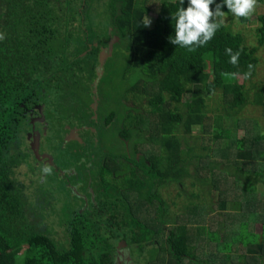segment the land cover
Masks as SVG:
<instances>
[{"label": "trees", "instance_id": "obj_1", "mask_svg": "<svg viewBox=\"0 0 264 264\" xmlns=\"http://www.w3.org/2000/svg\"><path fill=\"white\" fill-rule=\"evenodd\" d=\"M180 6L176 0H0V264H117L114 252L123 244L130 256L145 250L134 264H156L163 242L168 261L161 264H204L216 255L195 254L204 240L225 254V263L233 254L238 264H251L260 250L263 264L264 232H256L255 222L248 229L259 237L249 240L242 225L249 211L256 214L244 204L264 182V160H257L264 157V133L257 118L241 120L239 112L248 103L264 109V81L252 83L251 99L245 84L264 46V13L256 17V44L224 22L206 45L188 51L169 41ZM145 15H152V26L141 24ZM108 39L113 51L95 89ZM227 48L240 51L238 65L229 63ZM111 61L119 71L112 100L118 108L100 86L112 78ZM217 91V113L205 124ZM230 116L243 133L225 124ZM116 125L120 148L106 149L103 138ZM193 127L202 131L201 141L185 135ZM81 157L90 164H79ZM186 179L198 189L184 196ZM76 181L93 195L86 204L71 188ZM223 184L244 197L235 202L243 220L228 235L223 217L213 230L189 229L208 214L204 209L212 211L203 190ZM228 202L220 200L219 208ZM169 204L181 214L172 217Z\"/></svg>", "mask_w": 264, "mask_h": 264}, {"label": "rangeland", "instance_id": "obj_2", "mask_svg": "<svg viewBox=\"0 0 264 264\" xmlns=\"http://www.w3.org/2000/svg\"><path fill=\"white\" fill-rule=\"evenodd\" d=\"M171 1H175V0H171ZM176 1H180V0H176ZM261 13H264V3L258 1L255 12L249 17V21L247 23L241 22L239 20V18L234 17L232 14L226 15V17L224 18V22L229 23L233 30L239 31L240 33H242L244 38H245L246 44H248V45L256 44V31H255V27L257 25L256 17L258 14H261ZM151 16L152 15L149 16L151 18V21H152L150 26H152V24H153V19ZM100 19H103L105 21L108 20L106 14H104V13L100 16ZM257 56H258L259 61L257 64L256 73L251 78V80L245 81L246 86L247 87L249 86L248 87L249 99L252 98V93H253V88H251V86H253L252 83L258 85L264 81V46H261L258 48ZM122 64H123V60H120L117 63V66H120ZM108 66H109L112 78H108L107 76H105L104 82H102L100 86H101L102 90L105 89L106 91H108L107 95L111 99L112 106L115 108L117 105L114 104L112 100H115V88H116V85L118 86V81L120 79L118 76L119 71L115 70L114 64L112 61L108 63ZM208 69H209V67H207L206 70L208 71ZM238 80L242 81L241 76L238 77ZM113 81H115V82L113 83ZM219 93L220 92L217 91L216 96H215L217 101H212V99L209 100L208 107L210 109H214L217 106ZM130 100L129 101L131 102V104H134L132 99H130ZM117 108H118V106H117ZM142 110L143 111H141V112L146 113L145 107ZM217 110L218 109L216 107L215 110L210 111L209 117L207 118V116H206V118L204 120L205 124H207L213 120V116L217 113ZM239 117L241 120L245 117L257 118L260 122L261 127H262V132L264 133V109L260 105H253L251 103H248L245 106V108L239 112ZM238 123H239L238 119L235 116H230V117L225 118V124L226 125L235 127L237 133L239 131H242V133H243V125L242 124L238 125ZM60 125L61 124L57 122V127H60ZM64 132H67V130ZM115 132L118 134L117 125L113 126L112 129H110L109 134H107L103 138L104 147L106 149H110L111 147L120 148L122 139H119L118 135L115 138H113ZM201 132L196 127H193L192 131L188 134L186 133L185 135L187 136L188 139H190L191 142H193L194 138L196 136L198 137L199 140L202 139ZM68 133L69 132H67L65 134V136L68 135ZM54 136H55V134H54ZM203 136L204 137L205 136H212V132H207ZM224 140H226V138ZM210 142L213 145L215 141H210ZM44 144H49V142L46 141V142H44ZM184 146L185 145H183L182 147H184ZM257 160H258V162H260L261 160H264V157H261L260 159H257ZM218 162H220V161H217V168L223 167V165L221 163H218ZM212 168L214 170L216 169L214 162L212 164ZM263 185H264V182L259 181L256 185L255 199L254 198H248L247 204H244L245 206L251 207L250 208L251 210L255 209V211H256V214L254 212L249 211L248 216H246L247 219L245 221H243V225H242V227H243L242 234H244L245 236L248 235L249 240H257L259 237V234L261 235L262 232H264V199L262 196V193H264V186ZM167 187H168L169 191L170 190L173 191L171 193V195H173L177 191L175 186L169 185ZM191 189H198V187L196 188L195 186H192L190 183V180L186 179V181L184 182V187H183L184 192H182V194L184 196H186L189 193L188 191ZM217 189H220V190H217ZM214 190H216V191H214ZM163 191H164V189L160 188V192L162 193L163 196H165V193ZM203 191H205V197L207 198V200H211L209 207H211L210 209L212 211H209L208 208L204 209V210H206V212L208 214L206 216H204L202 213H200V215H198L199 218H197V220H199V221H193L192 223H189L188 228L191 229V228H196L199 225H206V226H210V228L213 230L216 227V223H217L216 219L218 221V218L223 217V218L227 219V222H225L223 225L227 229L226 235H228L229 233L232 234L233 228H236L238 223H240L243 220V216L239 215V213H242V211L236 209L235 202L237 200H242L243 202H245L244 197H242V195H240L236 189L230 188V186H227L226 184H223L222 187L219 185L213 189H208V190L204 189ZM59 194L61 196H66L65 191H60ZM220 200H226V202L229 201L228 205L225 206L226 208H224V209L219 208L218 205H219ZM71 203L73 206L76 207L81 202L71 201ZM259 204L261 205L260 209L257 208V205H259ZM242 206H243V204H242ZM173 210H176V208L174 206H172L171 204H169V206L167 207V211H172V212H170L172 217H175L176 215L179 216L181 214L180 210L176 211V212H174ZM249 221H252L250 223V226H248L249 224L245 223V222H249ZM255 222H257V227L260 228L259 230L256 229V227H255L256 223ZM249 227L252 230L256 229V232L258 231L259 234H254L253 232H255V231L249 230L248 229ZM166 228H168V227H166ZM248 230L251 231L253 234L251 232H249ZM235 235H237V233L234 234V236ZM215 236L217 238L216 233H215ZM256 243H257V241H256ZM162 244H164L165 248H164V250H162L158 253V256L156 258V264L167 263V261H168V252L166 249V244L164 242ZM201 245H202V248H200ZM215 250L216 249H215V245L213 242L207 243V241L204 240V242L201 241L199 243V247L197 248L195 254L199 255L202 258H205L207 255H211V253H212V255L216 254L215 256H213V259L211 258L208 262H204V264H219L218 262H216L214 260V258H217V257L222 258V261L224 260V262L220 263V264H238L237 261L235 260V256L233 254H232V260L225 263V260L227 259V258H225V254L224 253H218ZM210 251H211V253H210ZM259 252H260V250L259 251L256 250V254L254 256L255 259L250 260L251 264H258L257 260H259V257H258ZM144 253H145V250L134 252L133 255L129 256V257H127L125 255H121L118 258V260L116 261V263L117 264H134L133 263L134 260L138 261L140 259V257L143 256ZM148 254H150V252H148ZM260 256H261V261H262V259L264 260V258H263L264 254L260 255ZM246 260H247L246 258H243V262ZM149 264H154V262L153 261L149 262ZM263 264H264V262H263Z\"/></svg>", "mask_w": 264, "mask_h": 264}, {"label": "clouds", "instance_id": "obj_3", "mask_svg": "<svg viewBox=\"0 0 264 264\" xmlns=\"http://www.w3.org/2000/svg\"><path fill=\"white\" fill-rule=\"evenodd\" d=\"M184 0H180V7L172 14V20L175 21V34L169 37L170 43L181 48H187L188 51H195L196 48L206 45L215 33L224 24V18L227 13H231L236 18H249L256 9L258 0H188L187 7L183 6ZM211 5H215L214 9ZM227 6V12L222 11ZM151 18L145 15L141 24L150 27ZM4 36L0 33V39ZM226 54L230 57L229 63L236 66L239 63L240 51L233 52L227 48ZM253 66L248 65L249 71L246 76L251 75ZM223 75L235 76L236 73H223ZM47 171V169H45Z\"/></svg>", "mask_w": 264, "mask_h": 264}, {"label": "flooded vegetation", "instance_id": "obj_4", "mask_svg": "<svg viewBox=\"0 0 264 264\" xmlns=\"http://www.w3.org/2000/svg\"><path fill=\"white\" fill-rule=\"evenodd\" d=\"M108 42H107V44H105V46H103V47H101V49H103L104 47H106L110 42H113L112 40H107ZM107 59V58H106ZM106 62V61H105ZM98 65V64H97ZM104 66H105V63H104V65H103V73H104ZM95 68H96V66H95ZM96 70V69H95ZM102 73V74H103ZM81 161L85 164V165H88V164H90L88 161H86L85 160V158L84 157H81L80 158V162H79V164H81ZM126 161V160H125ZM127 162V161H126ZM70 172H72V173H74L73 175L74 176H76L77 175V173H75L76 171L74 170V168H71V170H70ZM78 183H80V181H76V183L71 187L72 189H73V191H75V193L78 195V196H80V197H82L83 198V200H84V203L86 204L87 203V201L89 200V199H92V197H93V195H88L87 194V192H85L83 189H81V188H77V185H78ZM90 192H92V189H90ZM130 250H131V248L130 247H128L127 245H125V244H123V245H119L116 249H115V252H114V256H115V262L118 260V258L121 256V255H125V256H127V257H129L130 256Z\"/></svg>", "mask_w": 264, "mask_h": 264}, {"label": "water", "instance_id": "obj_5", "mask_svg": "<svg viewBox=\"0 0 264 264\" xmlns=\"http://www.w3.org/2000/svg\"><path fill=\"white\" fill-rule=\"evenodd\" d=\"M112 42H110L106 47H104L103 49H101L99 55H98V65L96 66V77L95 80L93 82V85L95 86L96 89V85L97 82L100 80L102 73H103V65L106 61V58L108 56H110L112 54Z\"/></svg>", "mask_w": 264, "mask_h": 264}]
</instances>
